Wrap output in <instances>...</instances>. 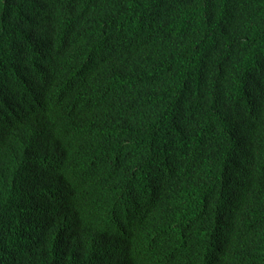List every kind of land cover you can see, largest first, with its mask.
<instances>
[{
	"label": "trees",
	"instance_id": "obj_1",
	"mask_svg": "<svg viewBox=\"0 0 264 264\" xmlns=\"http://www.w3.org/2000/svg\"><path fill=\"white\" fill-rule=\"evenodd\" d=\"M0 264H264V0H0Z\"/></svg>",
	"mask_w": 264,
	"mask_h": 264
}]
</instances>
